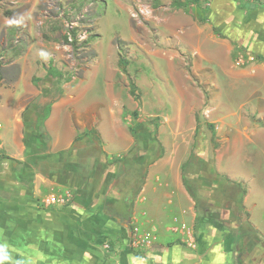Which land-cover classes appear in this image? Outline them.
Returning <instances> with one entry per match:
<instances>
[{
    "label": "rangeland",
    "instance_id": "obj_1",
    "mask_svg": "<svg viewBox=\"0 0 264 264\" xmlns=\"http://www.w3.org/2000/svg\"><path fill=\"white\" fill-rule=\"evenodd\" d=\"M174 1L0 0V92L20 96L21 106L39 107L44 121L59 109L58 119H67L80 137L78 155L89 134L101 133L100 147L108 141L110 151L118 149L114 139L133 140L131 151H114L123 165L114 183L113 217L129 222L155 162L145 156L157 138L175 171L184 163L199 229L205 218L209 231L222 227L224 210L242 228L253 227L250 215L264 225L261 81L231 79L232 66L217 53L230 42L208 17L212 0L185 9ZM236 19L242 28L243 11ZM257 42L242 50L259 56ZM50 67L63 77L51 76Z\"/></svg>",
    "mask_w": 264,
    "mask_h": 264
},
{
    "label": "crops",
    "instance_id": "obj_2",
    "mask_svg": "<svg viewBox=\"0 0 264 264\" xmlns=\"http://www.w3.org/2000/svg\"><path fill=\"white\" fill-rule=\"evenodd\" d=\"M241 11L242 28L236 19ZM208 17L230 42L220 44L224 48L217 53L225 54L226 65L232 66L231 79L247 77L255 84L259 79L264 89V0H212ZM257 37L255 50L261 54L245 53L244 46H257ZM20 99L0 92V264H233L228 211L221 216L222 227L209 231L205 218L198 228L196 200L183 180L184 163L178 171L164 157L150 165L129 222L121 224L123 219L110 214L123 165L114 151H131L133 140L115 137L118 143L111 142L118 149L110 151L108 141L100 147L101 133L89 134L83 139L84 154L78 155V133L67 119H58L59 109L52 108L44 121L39 107L21 106ZM68 193L66 205L48 203L50 197ZM249 222L264 233V225L251 215ZM147 236L151 246L133 244Z\"/></svg>",
    "mask_w": 264,
    "mask_h": 264
},
{
    "label": "flooded vegetation",
    "instance_id": "obj_3",
    "mask_svg": "<svg viewBox=\"0 0 264 264\" xmlns=\"http://www.w3.org/2000/svg\"><path fill=\"white\" fill-rule=\"evenodd\" d=\"M227 225L233 232V264H264V233L237 222Z\"/></svg>",
    "mask_w": 264,
    "mask_h": 264
},
{
    "label": "trees",
    "instance_id": "obj_4",
    "mask_svg": "<svg viewBox=\"0 0 264 264\" xmlns=\"http://www.w3.org/2000/svg\"><path fill=\"white\" fill-rule=\"evenodd\" d=\"M201 1L202 0H176V1H174L173 5L177 9H185L189 6H199L201 4ZM204 20L205 19L203 17L200 18V21H204ZM49 74L51 76H54L55 78H62L63 77L62 74L56 73V71H55V69H53V67H50ZM130 92L136 99L139 100V97L136 94V86L133 83L131 84ZM130 130H132V128H130ZM198 133H199V128L197 127L196 135H198ZM86 134H87V132L84 133V135H86ZM78 138H80V137H77L76 142H77ZM163 155H164V148L162 147L161 143L157 140V138H155L154 143L152 145H150V147L148 149V154L145 156V159L152 158L153 159L152 161H157L158 159L162 158ZM150 156H152V157H150ZM125 222H126L125 220H122L121 224H125ZM130 231H131V228H130Z\"/></svg>",
    "mask_w": 264,
    "mask_h": 264
},
{
    "label": "built area",
    "instance_id": "obj_5",
    "mask_svg": "<svg viewBox=\"0 0 264 264\" xmlns=\"http://www.w3.org/2000/svg\"><path fill=\"white\" fill-rule=\"evenodd\" d=\"M243 55V54H242ZM246 57V55H243ZM247 59H250L252 61H256L255 57L254 56H248L246 57ZM70 194H66V195H54L52 197L49 198L48 200V203L51 205V206H57V205H66L70 199ZM135 246L137 247H146V246H151L152 245V238L151 236H147V237H144V238H140L138 240H136L134 243H133ZM105 249H108L109 246H108V243L106 244H103Z\"/></svg>",
    "mask_w": 264,
    "mask_h": 264
},
{
    "label": "bare ground",
    "instance_id": "obj_6",
    "mask_svg": "<svg viewBox=\"0 0 264 264\" xmlns=\"http://www.w3.org/2000/svg\"><path fill=\"white\" fill-rule=\"evenodd\" d=\"M142 9H143V12L144 13H146L147 15H148V17H150L151 15H152V12L150 11V9H148V8H143L142 7ZM174 21V20H173ZM175 21H177L176 23H178L179 24V22L180 21H178V20H175ZM173 23V22H172ZM140 26H142V24L140 25ZM191 27L192 26H190V29H189V31H191ZM141 31V30H140ZM178 36V35H177ZM188 36L189 37H191V38H194L196 35H194L193 33L192 34H188ZM177 38V37H176ZM198 41V40H197ZM192 42V41H191ZM195 44V43H194ZM198 50V49H197ZM199 51V50H198ZM201 55V54H200ZM240 63H244V61H243V57H241L240 58ZM182 117V116H181Z\"/></svg>",
    "mask_w": 264,
    "mask_h": 264
}]
</instances>
